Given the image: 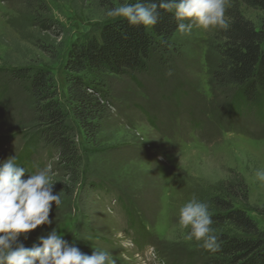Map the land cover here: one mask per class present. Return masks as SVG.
Returning a JSON list of instances; mask_svg holds the SVG:
<instances>
[{
  "label": "rangeland",
  "instance_id": "rangeland-1",
  "mask_svg": "<svg viewBox=\"0 0 264 264\" xmlns=\"http://www.w3.org/2000/svg\"><path fill=\"white\" fill-rule=\"evenodd\" d=\"M120 3L0 0V160L16 156L27 171L22 178L49 167L62 201L57 207L53 202L50 225L22 234L20 241L34 242L57 227L82 253L104 250L115 264H206L205 249L185 239L188 230L178 225L179 208L193 197L207 203L222 183L242 179L248 199L237 206L264 229V185L254 178L264 168V98L234 102V86H216L217 28L193 25L190 33L177 31L168 49H154L144 71L104 77L110 114L99 145L88 143L68 102L66 56L76 39L98 35L117 19L106 12ZM242 11L255 22L264 15L245 5ZM42 18L60 29L43 31ZM24 67L47 69L59 87L83 157L81 182L74 187L47 150L30 142L34 99L28 81L11 77ZM88 180L104 182L125 203L89 194ZM121 205L131 212L132 228Z\"/></svg>",
  "mask_w": 264,
  "mask_h": 264
},
{
  "label": "trees",
  "instance_id": "trees-1",
  "mask_svg": "<svg viewBox=\"0 0 264 264\" xmlns=\"http://www.w3.org/2000/svg\"><path fill=\"white\" fill-rule=\"evenodd\" d=\"M99 1L106 7L112 2ZM140 2L159 5L160 0ZM243 5L264 14V0H230L225 10L228 27L216 30L220 59L213 77L217 87H235L234 102H255L264 98V15L255 22L243 13ZM158 11L159 20L154 26H132L120 17L105 23L98 35H88L71 44L65 62L68 102L88 143L99 145L103 122L110 114V102L103 89L104 77L110 74L132 77L133 73L144 71L154 49H168L178 31L173 14L159 8ZM38 23L43 31L60 29L52 19L42 18ZM11 77L28 81L34 99L35 130L30 142L47 150V157L56 160V166L72 187L79 184L83 157L51 72L24 67L13 70ZM84 187L89 194L104 200L125 203L104 182L88 180ZM221 188L219 194L207 198L220 249L205 250L206 264H264V229L247 210L237 206L239 199H248L246 184L242 179L226 181ZM124 211L132 228L131 212ZM23 243L26 247L33 244Z\"/></svg>",
  "mask_w": 264,
  "mask_h": 264
},
{
  "label": "clouds",
  "instance_id": "clouds-1",
  "mask_svg": "<svg viewBox=\"0 0 264 264\" xmlns=\"http://www.w3.org/2000/svg\"><path fill=\"white\" fill-rule=\"evenodd\" d=\"M225 6L226 0H160L159 5L125 0L109 8L106 16L123 17L132 26H154L159 20V8L173 14L179 32L190 33L193 25L205 30L226 29ZM25 172L16 163V156L0 160V264H115L107 251L95 248L91 255L82 253L74 243L62 238L57 227L38 236L30 247L20 241L22 234L50 225L53 202L56 207L62 203L60 192L54 194L56 181L49 167L22 178ZM254 178L264 185V168H257ZM213 223L208 203L196 197L179 208L178 225L188 230L185 239H194L203 249L217 252L220 242Z\"/></svg>",
  "mask_w": 264,
  "mask_h": 264
}]
</instances>
